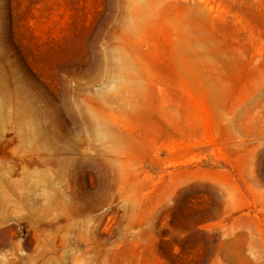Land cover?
Wrapping results in <instances>:
<instances>
[{"label":"rangeland","instance_id":"1","mask_svg":"<svg viewBox=\"0 0 264 264\" xmlns=\"http://www.w3.org/2000/svg\"><path fill=\"white\" fill-rule=\"evenodd\" d=\"M0 264H264V0H0Z\"/></svg>","mask_w":264,"mask_h":264}]
</instances>
